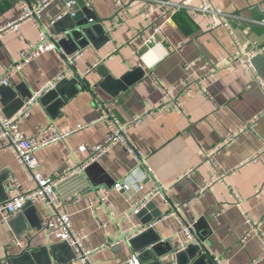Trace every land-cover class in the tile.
<instances>
[{
	"label": "crops",
	"instance_id": "crops-1",
	"mask_svg": "<svg viewBox=\"0 0 264 264\" xmlns=\"http://www.w3.org/2000/svg\"><path fill=\"white\" fill-rule=\"evenodd\" d=\"M65 1L51 0L39 19L57 48L13 73L10 85L29 96L42 92L59 76L73 81L79 75L89 86L61 80L58 90L45 91L25 107L21 129L39 140L55 129L74 130L34 155L45 177L88 164L87 172L75 171L60 189L75 199L65 209L74 227L88 233V247L107 244L96 255L98 264H128L135 252L148 264H217L215 258L221 264H264V53L252 60L254 74L244 67H221L232 57L234 44L225 27L212 28L208 16L193 15L192 10L206 0H189L186 8L166 17L157 12L145 17L148 0H127L122 14L115 0H77L79 11L88 7L95 16L82 26L88 29L84 36L75 29L73 17L51 24ZM210 1L239 17L231 25L242 45L251 49L252 40L264 45V25L259 22L264 18V0ZM23 10L20 0H0V29ZM114 17L117 24L112 23ZM86 19L83 13L81 20ZM39 35L31 19L1 34L0 78ZM68 56H73L71 62ZM204 65L214 71L205 74ZM198 82L207 87L209 97L200 93ZM0 98L8 113L15 111L12 91L4 89ZM177 98L183 111L174 106ZM154 107L151 115L124 131V141L91 162L93 147L104 144L112 129L101 117L114 116L126 124ZM192 167L195 170L187 173ZM149 171L167 187V201L154 195L139 213L120 220L135 200L153 188ZM3 174L0 199L18 194L8 192L13 178L24 188L35 187L9 149L0 150ZM129 175L142 181L144 190H111L102 203L98 186ZM111 211L118 221L110 220ZM3 214L0 264H77L71 259V244L47 237L46 224L53 212L46 203H28L8 219ZM188 224L195 240L186 233ZM125 231L129 241L120 240ZM19 239L26 248L15 244ZM198 243L204 248L192 246Z\"/></svg>",
	"mask_w": 264,
	"mask_h": 264
},
{
	"label": "built area",
	"instance_id": "built-area-1",
	"mask_svg": "<svg viewBox=\"0 0 264 264\" xmlns=\"http://www.w3.org/2000/svg\"><path fill=\"white\" fill-rule=\"evenodd\" d=\"M23 5V13L15 20L9 22L4 27L0 29V36L4 31L7 30H17L22 21L31 19L35 25L39 28L40 35L36 41L30 42L26 47L21 51V57L18 62L9 67L3 77L0 78V87L10 85V77L15 72H21L25 64L30 63L33 59L40 56L42 53L51 51L57 48L56 43L49 38V32L46 28L42 27L40 24V16L43 8L51 0H36L32 4H27L25 0H20ZM149 4L146 6L144 14L145 17L151 16L153 13L157 12L159 17H166L168 15H174L178 11L186 8L188 6L189 0H148ZM157 2V3H156ZM127 0H115V6L119 11V14L125 13ZM78 1L77 0H66L64 3L62 13L51 21V24H55L57 21L63 19L65 16L76 17L78 14ZM193 15H204L208 16L210 21V27L216 28L218 26H223L227 29L229 34L232 37L234 44V53L232 57L225 59L221 63V67H224L229 70H236L239 67H244L248 71L254 74V67L252 60L255 56L264 53V45L260 44L258 41L252 40L251 49H247L245 45H242L239 39L236 37L231 21L233 18H239L235 14L226 13L219 6L214 5L210 0H206L199 8H194ZM264 13V8H263ZM90 22H93V19H89ZM117 17H114L112 23L117 24ZM264 25V18L259 21ZM157 30L161 31L162 26L159 25ZM153 39H150L149 42H152ZM69 62L73 60V56H68ZM205 74L208 72H213L214 69L207 68L206 65L202 67ZM64 79V76H59L56 80L51 81L47 84L42 92L34 93L30 98H28L23 107L12 116H8L4 112V107L0 98V150L9 149L14 152L18 161L23 165L29 178L35 182L34 188H24L23 185L18 181V179L13 178L12 183L9 186V194L11 195L14 191H18V194L15 196H8L7 199L0 203V213H4L3 216L5 219H8L14 214L22 211L27 203L35 204L36 202H44L52 209V216L47 221L46 224V235L51 238L54 237L61 242H67L71 244L74 248L75 257L72 259L73 263L77 264H98L96 255L107 244H104L100 247L89 248L87 245V240L89 238L88 233L83 229H78L74 227L71 214L66 211V205L74 202V197L72 195H66L61 192V185L67 181L68 177L72 175L75 171H84L87 168L88 164L84 165H72L70 168L64 169L63 172L57 177H45L42 173L38 171L39 163L34 153L50 143L56 142L60 139H64L71 131H58L54 130L53 134L49 137H46L42 140H39L36 137H29L24 134L21 129V123L23 118L27 115L25 107H29L31 104L37 102V100L42 96L43 93L48 92L54 88L57 83ZM198 88L201 90L200 93L209 97L210 93L207 87H204L201 82L197 83ZM175 108L183 111V103L180 98L174 102ZM157 107L153 109H145L142 114L135 115L133 120L129 123L122 124L114 116H104L101 119L109 121L112 125L111 132L107 137L106 141L102 145H97L92 149V158L91 162H94L98 157L104 154L112 145L117 142L124 141V131L131 127L134 124L140 122V120L152 114V112ZM84 125H78V128H83ZM82 150L86 149V145L81 147ZM264 150V145H263ZM214 171L218 170L216 161L213 157H210ZM195 168L189 169L187 173L193 172ZM149 180L154 181V186L151 190L146 192L145 196L141 200H135L129 208V210L119 216L125 221L127 218L131 217L134 214L139 213L145 206L149 199H152L154 195H163L167 191L165 185L156 181L152 172L149 171ZM100 191V200L102 203H105L107 194L111 190L123 191L126 193L131 192H141L144 190V185L142 181L137 179H132V176L129 175L122 181H117L111 185H100L98 186ZM165 201L167 199L165 198ZM237 202L240 201L237 199ZM110 220L115 222L118 221V216L114 215L111 211ZM120 223V221L118 222ZM106 226V223L104 224ZM153 226V225H152ZM192 225L188 224L185 226L186 233L195 240L193 235ZM120 240H130L128 232H124L121 235ZM15 244L26 248L27 246L19 240L15 241ZM217 264H221L219 258L214 259ZM129 264H141L139 255L135 252L132 259H130Z\"/></svg>",
	"mask_w": 264,
	"mask_h": 264
},
{
	"label": "water",
	"instance_id": "water-1",
	"mask_svg": "<svg viewBox=\"0 0 264 264\" xmlns=\"http://www.w3.org/2000/svg\"><path fill=\"white\" fill-rule=\"evenodd\" d=\"M83 13H86L87 14V18H88V20L86 19L85 21H82L81 20V17H82V15H83ZM93 19V18H95V16H94V14H93V12L88 8V7H84L81 11H79L78 12V14H77V16L76 17H74V18H72V19H74L75 21H77V27L76 26H74L73 28H75L76 30H77V32L82 36L84 33H87V31H88V29L86 28V27H82L84 24H86V23H88L89 22V19ZM66 19H71V17L70 16H65L64 17V19H63V21H65ZM62 21V20H61ZM61 21H59L58 22V24L57 25H60L61 23H63V21L61 22ZM61 28H63V27H61ZM60 28V29H61ZM82 28V29H81ZM84 36V35H83ZM73 81H74V83L76 82V84L78 83V81H81L82 83H84L85 85H87V83L83 80V78H81L79 75H77V76H75L73 79H72ZM73 81H69L68 79H63V82H65V83H70V82H73ZM60 83H57V85L55 86V88H53L52 90H50V91H54V90H58V88L60 87ZM87 88H89V86L87 85ZM4 89H7V90H9V91H12L13 92V97H14V102H16V108L14 109L15 111H13L14 113L16 112V111H18L19 109H21L22 107H23V105H24V103H25V101L28 99V98H30L31 96H32V94L31 95H29V96H27V95H24L23 93H21V92H19V89L18 88H13V86H11V85H9V86H1L0 87V93H1V95H2V91L4 90ZM99 99V98H98ZM100 100V99H99ZM11 101H12V99H11ZM11 101H9V102H11ZM2 102H3V105H5V108H4V112L5 113H8V111H7V104H6V102L4 101V100H2ZM102 103V102H101ZM103 104V103H102ZM104 105V104H103ZM105 106V105H104ZM13 112H11V113H13ZM11 113H8V114H11ZM9 116V115H8ZM88 167L85 169V171L87 172L88 171ZM4 178V174L3 175H1L0 176V180L1 179H3ZM107 186H109V185H111V184H106ZM7 199V195L5 196V198L4 199H0V203L1 202H3V201H5ZM28 204V203H27ZM30 204H32V203H30ZM25 209V208H24ZM23 209V210H24ZM22 210V211H23ZM20 213V212H19ZM133 240V239H132ZM131 242V241H130ZM63 244H69V243H67V242H62ZM131 244H132V242H131ZM192 246H195V248L196 249H198V250H200L202 247L204 248V246H202L200 243H198V244H196V245H192ZM132 247L136 250V247H134L133 245H132ZM75 257V252L73 251V253H72V257H71V259H73ZM70 259V260H71ZM139 259H140V263L141 264H148V263H144V258H143V256H140L139 257ZM158 263H161L160 262V260H158ZM129 264V263H128Z\"/></svg>",
	"mask_w": 264,
	"mask_h": 264
}]
</instances>
